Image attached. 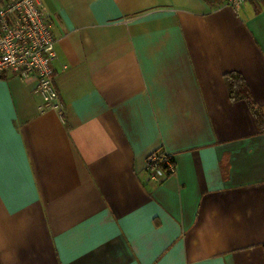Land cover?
<instances>
[{
  "label": "crops",
  "instance_id": "0c3cea01",
  "mask_svg": "<svg viewBox=\"0 0 264 264\" xmlns=\"http://www.w3.org/2000/svg\"><path fill=\"white\" fill-rule=\"evenodd\" d=\"M41 2L60 107L0 76V264H264V133L223 79L264 108V0Z\"/></svg>",
  "mask_w": 264,
  "mask_h": 264
},
{
  "label": "built area",
  "instance_id": "2783aa9c",
  "mask_svg": "<svg viewBox=\"0 0 264 264\" xmlns=\"http://www.w3.org/2000/svg\"><path fill=\"white\" fill-rule=\"evenodd\" d=\"M245 0H225L238 8ZM55 37L41 0H0V76L14 74L34 82L44 107L59 108L55 89ZM161 168L173 172L171 154L153 150L145 157V170L155 178Z\"/></svg>",
  "mask_w": 264,
  "mask_h": 264
},
{
  "label": "trees",
  "instance_id": "16d2710c",
  "mask_svg": "<svg viewBox=\"0 0 264 264\" xmlns=\"http://www.w3.org/2000/svg\"><path fill=\"white\" fill-rule=\"evenodd\" d=\"M227 94L231 101L244 100L253 117L258 133H264V108L253 101L247 90L244 77L237 71H227L223 74ZM167 174L171 173L166 171Z\"/></svg>",
  "mask_w": 264,
  "mask_h": 264
}]
</instances>
